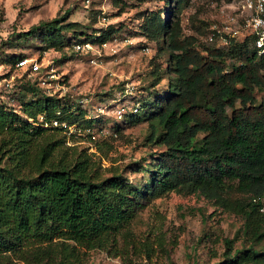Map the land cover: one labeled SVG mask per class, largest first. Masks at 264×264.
Returning a JSON list of instances; mask_svg holds the SVG:
<instances>
[{"label": "trees", "instance_id": "1", "mask_svg": "<svg viewBox=\"0 0 264 264\" xmlns=\"http://www.w3.org/2000/svg\"><path fill=\"white\" fill-rule=\"evenodd\" d=\"M183 1L175 0L174 8ZM55 21H40L28 32L45 27L47 47L57 49L65 23ZM146 24L151 34L167 32L174 76L165 93L137 100L138 111L124 114L129 122L148 119L146 138L164 146L141 185L120 173L103 176L89 153L68 157L64 128L51 121L90 129L96 117H85L80 106L39 92L30 80L11 92L10 102H0V260L36 244L32 254H45L46 264H75L79 247L104 246L143 200L182 190L201 193L244 218L250 244L233 250L232 240L225 239L223 257L213 264H264V249L253 243L264 235V96H255L264 89V52L250 34L232 39L226 50L204 46L203 54L194 36H180L178 21L152 12ZM114 30L89 37L79 36L86 34L81 31L74 38L104 42ZM226 55L238 62L229 66ZM22 56L1 57L0 64L12 66ZM52 130L58 137L48 135Z\"/></svg>", "mask_w": 264, "mask_h": 264}, {"label": "rangeland", "instance_id": "2", "mask_svg": "<svg viewBox=\"0 0 264 264\" xmlns=\"http://www.w3.org/2000/svg\"><path fill=\"white\" fill-rule=\"evenodd\" d=\"M183 2L177 10L175 0H0V61L15 53L50 63L48 71L37 76L16 62L0 64V75L13 84L0 93L10 102L11 92L19 84L41 79L36 84L39 92L60 96L80 106L85 117H96L90 129L78 127L64 143L68 157L89 153L103 176L120 173L141 185L148 178V165L164 146L146 138L151 128L148 119L129 122L127 115L118 118L115 109L124 104L126 114L137 100L165 93L174 76L167 32L151 34L147 17L153 12L169 23L178 21L180 36H194V44L203 54L204 46L226 50L232 39L241 41L250 35L237 0ZM51 19H56L55 24L65 23L59 35L62 45L57 49L47 47L45 27L28 32L40 21ZM110 28L115 30L105 44L95 38H74L81 31L86 34L79 36L89 37ZM226 61L229 66L238 62L228 55ZM255 96L259 101L264 89H257ZM48 135L58 137L53 130ZM243 225L241 214L223 209L201 193L170 190L143 200L130 222L104 246L79 247L75 264H213L223 257L225 239L232 240L233 250L250 244ZM253 243L264 249V235ZM35 245L28 253L8 252L0 264H46L45 254L42 258L32 254Z\"/></svg>", "mask_w": 264, "mask_h": 264}, {"label": "built area", "instance_id": "3", "mask_svg": "<svg viewBox=\"0 0 264 264\" xmlns=\"http://www.w3.org/2000/svg\"><path fill=\"white\" fill-rule=\"evenodd\" d=\"M239 5L242 8V11L246 15V23L249 26L251 35L254 36V44L258 49V52H264V0H237ZM2 37V31H0V39ZM106 42L104 41L103 44ZM86 46L91 47L90 43H85ZM77 48L81 47V44H76ZM49 60H38L37 58H28V57H20L16 61V65L20 67H24L25 70H27L31 75L37 76L38 74L43 73L44 71H48L49 69ZM13 78V76H12ZM41 78V76H39ZM36 83H41V79L36 81ZM12 83L10 79H8L5 76L0 75V89L5 88L8 90V88L12 87ZM6 101L3 97V94L0 93V102ZM139 102L136 101L132 108V112L138 111ZM116 116L118 118H122V116L125 114V105H120L115 109ZM42 119V115L39 116V120ZM52 125L57 126L61 125L64 129L63 131L66 134V141H69L73 134L76 132L75 125L69 124L66 121H58L57 119H53L51 121ZM45 125L48 123L45 122ZM65 141V142H66Z\"/></svg>", "mask_w": 264, "mask_h": 264}]
</instances>
